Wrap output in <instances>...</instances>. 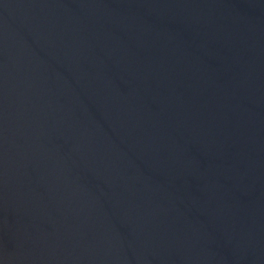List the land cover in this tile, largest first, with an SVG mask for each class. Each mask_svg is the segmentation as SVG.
Here are the masks:
<instances>
[{
	"label": "water",
	"instance_id": "1",
	"mask_svg": "<svg viewBox=\"0 0 264 264\" xmlns=\"http://www.w3.org/2000/svg\"><path fill=\"white\" fill-rule=\"evenodd\" d=\"M0 261L264 264V0H0Z\"/></svg>",
	"mask_w": 264,
	"mask_h": 264
},
{
	"label": "clouds",
	"instance_id": "2",
	"mask_svg": "<svg viewBox=\"0 0 264 264\" xmlns=\"http://www.w3.org/2000/svg\"><path fill=\"white\" fill-rule=\"evenodd\" d=\"M0 264H5V262L4 261H0Z\"/></svg>",
	"mask_w": 264,
	"mask_h": 264
}]
</instances>
